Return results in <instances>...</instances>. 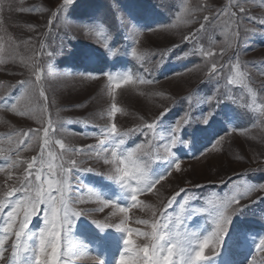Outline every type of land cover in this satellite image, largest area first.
Wrapping results in <instances>:
<instances>
[{"label":"snow or ice","instance_id":"6c2138e0","mask_svg":"<svg viewBox=\"0 0 264 264\" xmlns=\"http://www.w3.org/2000/svg\"><path fill=\"white\" fill-rule=\"evenodd\" d=\"M258 3L264 7V0ZM249 4H257V0H228L219 9L207 3L190 8L187 2L177 7L170 0L146 5L112 0L114 11L90 13L81 23L89 38L100 37L96 50L103 51L100 56L86 54L84 63L103 59L108 65L111 59L109 66L116 69L131 57L148 76L127 68L78 73L90 79L103 77L106 98L99 113L103 125L82 121L86 128H93L90 138L95 143L79 148L57 134V121L49 112L45 83L57 74L51 61L45 62L43 57L56 53L44 41L37 47L31 37L24 41L0 35V66L18 64L29 73L27 79L17 81L13 92L0 96V112L37 124L26 130L10 126L0 136V174L4 176L0 185V264H264V180L250 182L247 173L234 174L213 186L218 191L200 192L207 186L195 184L179 188L159 205L141 199L148 194L159 199L157 185L163 187L162 181L184 171L185 157L199 159L220 151L232 133L244 135L250 127L264 126V87L254 86L250 71L264 76V62H243L238 51L241 23L264 26V18L252 15ZM76 5L77 0H60L50 12L48 33L41 35L50 34L58 18L67 20ZM3 9L4 0H0V12ZM9 10H13L11 5ZM161 10L170 13L171 23L158 19ZM196 13L209 14L201 21ZM193 23L199 27L182 36V43L191 44V49L181 48L178 53L175 49L180 45L174 44L171 52L159 54L156 63H162L165 55L178 60L198 57L203 63L190 61L192 67L184 71L203 67V83L212 86L208 94L191 93L182 113H174V105L161 106L163 110L151 120L139 116L138 124L121 128L117 116L128 112L119 104V97L127 91L145 95L140 86L157 82L148 78L151 73L146 66L152 62L148 55L156 53L140 51V37L145 32ZM2 25L0 19V31H4ZM221 25L225 46L217 52L213 47L217 41L211 36L209 46L201 41L210 28ZM29 27L35 31L34 26ZM256 30L255 26L244 28L245 32ZM22 45L31 49L29 56L20 55ZM232 49L236 50L225 60ZM137 136L142 139L129 145ZM30 150L36 154L23 158L22 153ZM91 161L105 170H98ZM89 204L95 207H83ZM133 210L148 213V218ZM98 214H104L103 219ZM196 218L203 222L193 227ZM233 253L242 259H233Z\"/></svg>","mask_w":264,"mask_h":264},{"label":"rangeland","instance_id":"374dc122","mask_svg":"<svg viewBox=\"0 0 264 264\" xmlns=\"http://www.w3.org/2000/svg\"><path fill=\"white\" fill-rule=\"evenodd\" d=\"M60 0H4V9L0 12V19L3 21L4 31H0V35H11L17 40L27 41L32 38L31 43L38 47L39 42L44 41L49 46L48 50L56 53L54 57H43L45 62L51 61L57 78L49 79L45 83L47 94L49 96L50 108L49 112L54 121H57V134L62 137L65 142L74 147H82L88 144H94L95 140L90 138L93 131L92 127H85L82 121H89L92 125H103L104 120L99 119L100 111L106 105V98L103 95L104 79H90L79 75L85 69L89 71H113L123 70L127 68L133 73L148 76L139 67V63L131 57L126 58V63L117 65L116 69L111 68L112 60L110 59L106 65L103 59H98L87 65L83 61L86 54L102 55L96 48L100 46L96 40L100 37L93 36L89 38L85 32V26L81 21L85 20L90 13L98 12L100 15L107 14L112 8V0H77V5L73 13H70L68 19L63 17L54 21L51 33H48L46 27L50 18V12L55 10ZM128 3H136L139 5L158 4L159 0H124ZM177 7L183 2H187L190 8H195L203 3H207L214 9L222 8L228 3V0H170ZM11 5L13 10H9ZM18 7L35 8L36 12H17L14 9ZM251 14L264 18V7L257 4H249ZM209 13H196V19L202 21L203 15ZM191 18V17H189ZM158 19L162 23H171L172 17L169 12L161 10ZM219 23V22H218ZM29 26H34L33 31ZM256 27L255 32H245L244 28ZM199 27L198 23L190 25H180L178 28L171 30L160 29L155 32H145L140 37L138 48L140 51L155 56L148 55V59L152 62L147 64L152 78L156 83L152 85H141L145 95L138 92L127 91L119 97V104L126 108L128 115H118L117 123L121 128H129L139 123L137 119L143 116L145 119L151 120L163 110L161 106L173 107L174 113H182L186 108L185 98L191 93L199 90L200 97L208 94L212 88L211 85L203 83L204 71L201 68H192L191 71H184L185 67H192L190 61L202 64L203 61L198 57H187L177 59L175 56L169 57L165 55L162 63L157 64L160 59L159 54L172 51V45L179 44L180 48L175 49L180 52L181 48L191 49V44L187 46L182 43V36ZM217 41L213 47L219 52L224 47V36L222 34V25L213 27L204 35L201 43L206 47L209 46L208 37ZM236 49L229 50L224 59L227 60ZM240 59L243 62H264V26L255 25L253 23H241V34L239 38L238 48ZM31 54V49L21 46L20 55L27 57ZM251 71V79L256 88L264 87V76L259 75L254 70ZM23 72V75L20 73ZM173 73H183L182 75H173ZM29 73L18 64H7L0 66V96H6L9 92L14 91V86L18 80L27 79ZM154 93H163V96L154 95ZM18 94V93H17ZM170 98V99H169ZM206 107V105H204ZM195 115V112L193 113ZM72 121V123H68ZM61 124L63 127H61ZM10 126L15 129L35 128L37 124L26 117H18L10 112H0V136L9 132ZM141 137H133L128 141L131 145L134 141L139 142ZM36 151H26L22 153L23 158H30L35 155ZM84 159V157H80ZM90 164L98 170L104 171L102 164L91 161ZM89 166V165H84ZM181 173H173L167 180L162 181L163 187L157 185L160 189L161 196L157 197L148 194L141 197L148 203L159 205L160 200L166 199L178 191L181 187L191 188L192 185H205L199 191L219 190L213 186L217 185L222 178L233 176L234 174L247 173V180L257 182L264 180V126L257 125L250 127V131L244 135L232 133L226 137L220 151H211L199 159L185 157L181 164ZM257 170V171H254ZM88 176L90 174H83ZM4 180L3 174H0V185ZM179 199V198H178ZM83 207L93 208L95 205H83ZM255 207V206H254ZM136 215L148 218V213L133 210ZM107 212V210H106ZM104 214H98L97 218L103 219ZM203 221L200 218L192 221L191 226L195 227ZM232 258L241 260L239 253H233ZM259 258V257H258ZM83 264H90L85 261Z\"/></svg>","mask_w":264,"mask_h":264}]
</instances>
